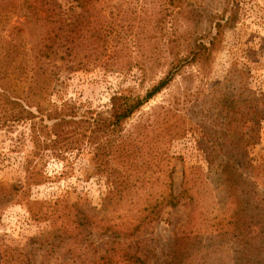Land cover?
I'll return each mask as SVG.
<instances>
[{"label":"rangeland","instance_id":"1","mask_svg":"<svg viewBox=\"0 0 264 264\" xmlns=\"http://www.w3.org/2000/svg\"><path fill=\"white\" fill-rule=\"evenodd\" d=\"M56 1L79 11L75 0ZM101 2L108 23L121 35L119 47L108 51H118L114 59L122 64L108 61L64 72L43 102V112L33 107L32 118L0 119V259L81 264L82 259H104L107 248L130 242L129 247L148 253V263L165 264L194 223L200 231L186 240L175 264H264V239L252 250L245 221L254 213L256 229H264V0ZM217 24L219 44L205 66H186L123 123L125 131H135L151 119L150 134L160 142L174 131L163 147L169 158L160 167H154L158 159L145 166L149 180L138 192L106 206L110 184L95 173L88 129L73 127L55 141V115L71 108L78 117L105 110L117 91L144 94L164 70L143 80L138 67L122 68L130 57L142 49L166 57L172 35L208 41ZM138 38L148 45L141 47ZM29 166L43 182L29 183ZM16 187L21 190L10 192ZM172 196L175 206L169 204ZM57 197L73 204L71 214L84 216L83 225L55 223ZM162 199L160 218L147 221L129 242L101 226L128 218L131 210L149 215L145 206ZM64 237L70 246L61 241Z\"/></svg>","mask_w":264,"mask_h":264},{"label":"trees","instance_id":"2","mask_svg":"<svg viewBox=\"0 0 264 264\" xmlns=\"http://www.w3.org/2000/svg\"><path fill=\"white\" fill-rule=\"evenodd\" d=\"M75 1L79 11L76 8L64 9L56 0H6L5 4L0 5V119L14 122L32 118L33 107L43 112V102L64 72L92 68L108 61H123L115 60L118 51H108L110 46L119 47L121 35L108 23L101 0ZM218 26L221 27L217 24L216 34L208 41L172 35L168 40L171 47L166 57L157 51L146 52V49L130 57L122 68L130 71L138 67L143 80L151 78L157 69L164 70L159 79H152L144 94L117 91L111 96L105 110H94L78 117V112L71 108L55 115V141L67 135L73 127L88 129L87 142L96 159L95 173L105 175L110 184L105 196L106 206L122 202L145 185L149 179L144 176L147 169H143L145 166L151 167L155 159H158V163L154 167H160V162L169 158V153L163 147L176 135L171 130L170 138L160 142L150 134L153 125L151 119L144 125L138 123L135 131H125L123 123L161 92L186 66H205L219 44L221 30ZM138 43L146 47L148 40L138 38ZM178 47L183 51L174 50ZM159 115L155 113L157 123ZM61 152L59 148L57 154ZM36 174L35 166H29V183L43 182V179H36ZM12 190L18 192L21 188H12L10 192ZM175 198L171 197V206L177 205ZM163 200L145 206L150 211L149 215L131 210L128 218L114 224L106 220L101 226L105 232L112 231L115 236L129 242L139 235L147 221L152 224L160 218L159 206H163ZM72 205L66 199H55V223L60 220L61 227L64 224L68 227L71 223L84 224V216L71 214L69 208ZM256 218V214L252 213L245 219L252 234L249 238L252 250L259 249L256 243L264 239V229L262 232L256 229ZM190 225L191 234L188 233L187 237L185 233L181 234L172 260L165 264H175L186 240L198 235L200 229L194 223ZM61 227L57 229L60 234L63 233ZM238 234V238L243 235L242 231ZM66 239L64 237L61 241L70 246V241ZM125 245L119 248L113 245L105 250L104 259H89L87 263L82 259L81 264H150L145 258L148 257L147 252L129 247L130 242ZM116 255L119 258L113 259ZM27 261L0 259V264H27ZM71 262V259H63L62 264Z\"/></svg>","mask_w":264,"mask_h":264}]
</instances>
